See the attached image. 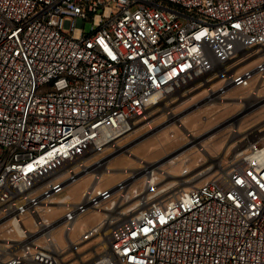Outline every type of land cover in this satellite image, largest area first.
<instances>
[{
  "label": "built area",
  "instance_id": "2783aa9c",
  "mask_svg": "<svg viewBox=\"0 0 264 264\" xmlns=\"http://www.w3.org/2000/svg\"><path fill=\"white\" fill-rule=\"evenodd\" d=\"M256 76L264 0H0V264H264V132L232 124L233 147L167 198L128 207L126 181L98 187L147 113L216 78L208 101H222ZM156 165L142 162L146 184ZM87 175L79 202L64 195ZM89 211L105 217L74 243Z\"/></svg>",
  "mask_w": 264,
  "mask_h": 264
},
{
  "label": "rangeland",
  "instance_id": "374dc122",
  "mask_svg": "<svg viewBox=\"0 0 264 264\" xmlns=\"http://www.w3.org/2000/svg\"><path fill=\"white\" fill-rule=\"evenodd\" d=\"M259 61L261 59H236L229 66L233 71L243 73L253 69ZM222 84L223 80L216 78L210 85L201 86L188 96L173 100L168 106L169 110H166L165 103L140 118L134 129L118 141L114 153L113 148H108L98 157L112 153L107 166L110 172L103 174L98 187L112 189L119 182L126 181L129 186L126 193L129 196L140 194L127 204L128 207L136 204L143 195L153 199L167 198L180 187L187 186L183 181H188L201 170V162L211 164L217 155L226 150L223 146L230 138L232 124L238 123L241 133L249 134L253 130L263 133L264 78L256 76L249 87H234L224 95V100L210 103L207 88L210 86L216 90ZM240 144L245 148L247 141L243 139ZM229 159L231 150L226 152L224 165ZM142 162L159 165L154 187L150 190H147L141 170ZM184 169L189 172L183 175ZM93 180V175L85 176L70 186L64 195H69L73 202H79ZM104 217V213L94 211L81 216L71 232L72 241L78 243L81 234L98 226ZM64 235V227L55 232L60 246L66 248ZM99 241L100 238L95 239L79 251L83 252ZM98 250L101 251L102 247ZM90 257L87 255L85 259Z\"/></svg>",
  "mask_w": 264,
  "mask_h": 264
},
{
  "label": "bare ground",
  "instance_id": "6f19581e",
  "mask_svg": "<svg viewBox=\"0 0 264 264\" xmlns=\"http://www.w3.org/2000/svg\"><path fill=\"white\" fill-rule=\"evenodd\" d=\"M161 104H163V103H161ZM166 110H169V109H166ZM170 116L174 117L172 113H170ZM231 142L232 141H228L227 143H225V145L223 146V149H231V145H232ZM232 147H233V145H232ZM213 162H215V160H213ZM155 169L159 170V165H156ZM107 173H109V172H107ZM154 179H155V175H154ZM154 184H155V181L151 182L150 184H147V190H150L152 187H154ZM136 195H138V194H136ZM139 196H140V194H139ZM139 196L134 195L132 197V200L135 198H138Z\"/></svg>",
  "mask_w": 264,
  "mask_h": 264
}]
</instances>
